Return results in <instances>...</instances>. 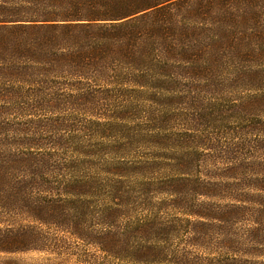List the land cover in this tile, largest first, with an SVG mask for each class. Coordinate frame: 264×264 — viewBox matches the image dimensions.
Here are the masks:
<instances>
[{"label": "trees", "instance_id": "16d2710c", "mask_svg": "<svg viewBox=\"0 0 264 264\" xmlns=\"http://www.w3.org/2000/svg\"><path fill=\"white\" fill-rule=\"evenodd\" d=\"M100 109L170 155L110 162L52 136ZM31 112L51 116L15 119ZM261 247L264 0H0V253L264 264Z\"/></svg>", "mask_w": 264, "mask_h": 264}, {"label": "rangeland", "instance_id": "374dc122", "mask_svg": "<svg viewBox=\"0 0 264 264\" xmlns=\"http://www.w3.org/2000/svg\"><path fill=\"white\" fill-rule=\"evenodd\" d=\"M28 114V116H23V118H17L15 115V119L21 121V124L26 126H32L33 122L31 121L32 118L38 119L40 118L45 119L49 114L43 113H36L33 116V112ZM70 118L67 119V124L60 126V129L52 136L57 137H64L67 140H74L79 141L83 145L88 146V151L91 154H95L98 157L104 158L106 161L110 162H118L120 160L125 162H140V161H147V159H155L158 156H168L170 153L166 150L170 144H166L162 142V140H158L149 132L140 130V128L133 126L134 129H121L117 128L118 130L115 131L112 126L106 124L109 123L108 117L113 116L114 114L118 115L119 112L106 111V110H99V111H71ZM44 115V117H43ZM95 115V116H94ZM138 117L145 120V117H148L147 113L141 112L138 114ZM6 120L12 119V116L5 117ZM75 120L73 124L76 127L83 128V132L79 129H76V133L73 131L71 134L68 133L70 129V125H72V120ZM100 120V122H96ZM149 120V118H148ZM62 122V119L60 120ZM112 122V121H110ZM140 123L138 120L132 125H136ZM101 128H100V126ZM131 126V125H130ZM160 126V125H158ZM162 127V126H160ZM78 130V131H77ZM80 133L78 137L75 139V135ZM47 135V134H46ZM51 137V136H48ZM40 137L36 136L35 139H39ZM42 139V138H41ZM246 144V143H245ZM72 146V145H71ZM75 148H79V144H76ZM218 148V147H217ZM216 148V149H217ZM216 149L207 151V162L206 164L213 165V158L215 156L221 155L219 151ZM77 152V149H76ZM230 157V160L233 161L237 155H226ZM249 156L243 152L240 156V161L244 158L245 160L248 159ZM248 166L246 169H257L259 170L258 165H254L252 160H246ZM230 167V166H229ZM239 167L238 165L232 166V169H236ZM240 172L238 170H233L230 172L232 177H239ZM221 177V176H220ZM234 183V180L231 181ZM251 193H254L252 191ZM257 206V205H256ZM250 253V257L252 260H264V247L258 248ZM0 264H88L82 261H79L77 257H58L54 254L47 255L40 252H28V253H21V254H4L0 253Z\"/></svg>", "mask_w": 264, "mask_h": 264}]
</instances>
